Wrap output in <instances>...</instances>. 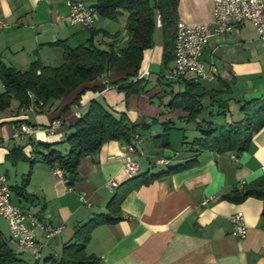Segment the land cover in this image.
I'll return each mask as SVG.
<instances>
[{
  "label": "crops",
  "instance_id": "0c3cea01",
  "mask_svg": "<svg viewBox=\"0 0 264 264\" xmlns=\"http://www.w3.org/2000/svg\"><path fill=\"white\" fill-rule=\"evenodd\" d=\"M68 1L0 0V17L9 25L0 33V64L17 71L28 69L35 61L58 67L63 63V48L49 45L55 42L65 41L71 48L91 42L101 50L112 44L116 49L126 46L125 12L114 21L97 15L92 29L84 30L56 21L57 15H67ZM77 1L89 6L97 2ZM178 21L190 26L202 23L213 26L212 0H179ZM154 40V47L143 55L140 75L144 70L148 75L141 78L144 90L140 94L126 98L125 93L108 86L101 91L89 89L72 104L79 88L43 109L20 111L18 103L12 100L10 107L0 112V174L14 188L21 185L31 168L25 193L18 196L12 191L14 202L41 222L62 227L51 239L37 232L40 258L34 260L30 254L15 249L7 224L0 218V239L27 263L43 264L47 258L58 259L78 227L98 215L108 214L107 203L129 179L124 171L128 144L124 142H108L98 152L84 157L72 184L40 160L50 150L67 154L66 141L75 132L78 119L75 106L81 115L89 102L96 100L115 117L124 114L130 124L139 126L136 134L142 141L139 147L142 155H136L135 160L141 167L140 173L166 171L167 167L154 165L157 156L169 159L170 166L190 159L189 143L199 135L188 141L185 129L175 123V119L186 123V114L168 112L164 107L184 85L182 81L169 83L164 77L173 61L163 68V39L157 16ZM202 61L206 67L213 65L217 74L199 82L200 86L208 92L224 91L222 98L232 99L228 120L238 117L235 100L250 101L264 96V43L249 22L235 25L232 32L213 34ZM128 73L131 71L113 72L94 84L120 80ZM66 106H70L68 110H64ZM56 120L61 126L53 135L40 129L29 137L13 138L21 123L44 128ZM165 122L173 126L164 136ZM165 143L167 147H163ZM40 144L52 147L46 149ZM259 178H264V126L252 135L248 149L242 153L203 151L190 167L129 192L120 205L121 219L96 227L85 251L98 258V264H264V232L260 230L263 202L255 198L241 203L222 199L241 184ZM111 181L117 187H111ZM205 200L208 202L203 204ZM239 212L247 226L242 240L230 235V218Z\"/></svg>",
  "mask_w": 264,
  "mask_h": 264
},
{
  "label": "trees",
  "instance_id": "16d2710c",
  "mask_svg": "<svg viewBox=\"0 0 264 264\" xmlns=\"http://www.w3.org/2000/svg\"><path fill=\"white\" fill-rule=\"evenodd\" d=\"M178 3L179 0H97L94 7L98 16L103 19L114 21L122 12L127 14L124 28L127 33L126 46L116 49L112 44L107 50H101L88 42L71 48L62 41L49 44L63 48V63L58 67L45 66L35 61L28 69L17 71L0 64V81L3 86V91L0 92V112L8 109L12 100L18 103L19 109L28 106L43 109L52 101L62 100L81 88L72 101V104H76L87 90L101 91L106 88L104 84H94L98 79L118 71L131 73L126 74L123 79L109 82L108 85L114 86L118 92L125 93L126 98L140 94L144 90V81L139 78L141 64L144 52L155 45L156 16H159L163 39V68L174 59ZM182 82L183 90L173 93L164 107L168 112L179 111L186 114L185 122L194 125L199 133V136L189 143L190 159L175 166H170V161L168 166H162L167 167L163 172L138 173L130 177L119 186L122 190L117 191L107 203L108 214L98 215L78 227L72 241L64 245L60 257L55 260L47 258L43 264H98L99 259L85 251L91 232L99 225L114 224L121 219L120 205L129 192L190 167L203 151L239 154L248 149L252 135L264 126V96L250 101L235 100L238 117L228 120L229 103L232 99H223L224 91L208 92L199 83L185 80ZM87 84L94 86L87 88ZM196 88L202 91L200 98L193 95ZM69 107L66 106L64 110ZM171 126L173 123L165 122L162 135H167ZM74 128L75 132L66 141L67 154L50 150L40 158L51 169H60L68 184L76 180L78 165L84 157L98 152L108 142L130 143L139 126L130 124L124 114L115 117L100 102L92 100L86 111L76 120ZM41 146L46 149L52 147L50 144ZM163 147H167V144ZM30 175L31 168L21 185L10 188L11 191L18 196L25 193ZM248 198L259 199L264 204V178L241 184L222 196V199L233 203H241ZM0 264L29 263L0 239Z\"/></svg>",
  "mask_w": 264,
  "mask_h": 264
},
{
  "label": "built area",
  "instance_id": "2783aa9c",
  "mask_svg": "<svg viewBox=\"0 0 264 264\" xmlns=\"http://www.w3.org/2000/svg\"><path fill=\"white\" fill-rule=\"evenodd\" d=\"M213 4V26L210 23L198 25H186L178 21L175 30L174 59L172 67L166 72L165 79L169 82L188 81L199 83L215 76L217 70L213 65L206 67L202 61V55L209 44L213 34H225L233 31L235 25L249 22L254 28L258 38L264 43V0H212ZM68 13L66 16H56V21L69 25H77L84 30L92 29L96 16L98 15L94 6L86 5L83 1L70 0L66 3ZM157 23L160 24L159 16ZM9 25L0 17V33L6 30ZM148 75L144 70L140 75L143 78ZM106 88L108 82L103 83ZM41 106L42 103L40 102ZM34 110L28 106L20 111ZM75 114L80 117L78 106H75ZM61 126L59 120L52 121L50 125L39 128L36 126L21 123L16 128L13 138L29 137L40 129L53 135ZM142 141L134 134L131 142L125 147L126 157L124 160V171L130 178L141 172L140 165L136 162L135 156L142 155L139 150ZM0 140V146H1ZM170 160L157 156L154 158L155 166H168ZM54 173L62 175L60 169H54ZM111 187H117L114 181L109 182ZM205 200L203 204H206ZM0 218L4 219L9 237L17 251L30 254L34 260L40 258V246L37 242V232H41L46 239L57 236L62 227L41 222L35 216L22 210L13 200L12 191L8 185L7 178L0 174ZM232 230L230 235L236 239H244L247 234V226L242 213H236L230 218ZM264 232V220L260 226Z\"/></svg>",
  "mask_w": 264,
  "mask_h": 264
},
{
  "label": "rangeland",
  "instance_id": "374dc122",
  "mask_svg": "<svg viewBox=\"0 0 264 264\" xmlns=\"http://www.w3.org/2000/svg\"><path fill=\"white\" fill-rule=\"evenodd\" d=\"M92 1H95V0H92ZM72 47H75V46H72ZM54 65H56V64H54ZM57 65H59V64H57ZM205 101L207 102L206 99H205ZM175 123H177L178 126H181L182 129H185V134H186V137H187L188 141L192 140L193 135H195V136L199 135V133L196 130H194L192 124L191 125H187L186 123L181 122V120H179V119H175Z\"/></svg>",
  "mask_w": 264,
  "mask_h": 264
},
{
  "label": "water",
  "instance_id": "95a60500",
  "mask_svg": "<svg viewBox=\"0 0 264 264\" xmlns=\"http://www.w3.org/2000/svg\"><path fill=\"white\" fill-rule=\"evenodd\" d=\"M193 95L200 98L202 96V91L200 88H196L195 91L193 92Z\"/></svg>",
  "mask_w": 264,
  "mask_h": 264
}]
</instances>
